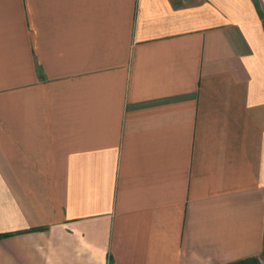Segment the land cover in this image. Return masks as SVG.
I'll list each match as a JSON object with an SVG mask.
<instances>
[{"label":"crops","instance_id":"1","mask_svg":"<svg viewBox=\"0 0 264 264\" xmlns=\"http://www.w3.org/2000/svg\"><path fill=\"white\" fill-rule=\"evenodd\" d=\"M0 264L264 259L253 0H0Z\"/></svg>","mask_w":264,"mask_h":264},{"label":"rangeland","instance_id":"2","mask_svg":"<svg viewBox=\"0 0 264 264\" xmlns=\"http://www.w3.org/2000/svg\"><path fill=\"white\" fill-rule=\"evenodd\" d=\"M257 4L259 6V9L263 15V22H264V0H256ZM245 264H264V259L259 260H255V261H251V262H247Z\"/></svg>","mask_w":264,"mask_h":264},{"label":"trees","instance_id":"3","mask_svg":"<svg viewBox=\"0 0 264 264\" xmlns=\"http://www.w3.org/2000/svg\"><path fill=\"white\" fill-rule=\"evenodd\" d=\"M253 1H254L255 4H256V8H257V10H258L259 17H260V19L262 20L263 27H264L263 15H262V13H261V11H260V9H259V6H258V4H257V1H256V0H253ZM2 237H4V236H1V235H0V238H2ZM251 261H255V260H250V261H247V262H251ZM247 262H245V263H247ZM245 263H243V264H245Z\"/></svg>","mask_w":264,"mask_h":264}]
</instances>
